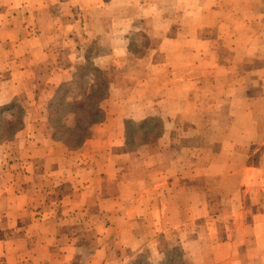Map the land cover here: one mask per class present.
I'll use <instances>...</instances> for the list:
<instances>
[{
	"label": "crops",
	"instance_id": "crops-1",
	"mask_svg": "<svg viewBox=\"0 0 264 264\" xmlns=\"http://www.w3.org/2000/svg\"><path fill=\"white\" fill-rule=\"evenodd\" d=\"M93 45L120 80L68 151L44 108ZM13 101L0 264H75L86 238L81 264H131L170 230L191 264H264V0H0V107ZM149 118L162 134L126 151L125 122Z\"/></svg>",
	"mask_w": 264,
	"mask_h": 264
},
{
	"label": "trees",
	"instance_id": "trees-1",
	"mask_svg": "<svg viewBox=\"0 0 264 264\" xmlns=\"http://www.w3.org/2000/svg\"><path fill=\"white\" fill-rule=\"evenodd\" d=\"M92 48L87 50L82 65L73 71L69 80L57 86L46 109L51 139L68 151L78 150L91 136L93 128L105 121L101 104L109 96V87L103 72L93 64ZM24 115L25 110L17 101L0 107V145L11 141L23 128ZM4 121L7 122L5 126L2 125ZM162 132L163 124L159 118L126 121L124 148L135 151ZM184 257L179 247L171 246L154 263L138 255L131 264H187Z\"/></svg>",
	"mask_w": 264,
	"mask_h": 264
},
{
	"label": "rangeland",
	"instance_id": "rangeland-1",
	"mask_svg": "<svg viewBox=\"0 0 264 264\" xmlns=\"http://www.w3.org/2000/svg\"><path fill=\"white\" fill-rule=\"evenodd\" d=\"M256 25H257V22H256ZM92 47L93 48H92L90 54H92V57H93L97 53V49H99V47L98 46H95V45H93ZM144 47H145V44H143V43L140 46L139 45H136V46L133 45L131 51L134 53V56L136 54L142 55L143 54V51H144L143 50ZM151 47H155V45H152ZM223 54H226L227 56H231L232 55V53H230V52L223 53ZM130 61H132V60L128 59V60L125 61V63H128ZM250 64L253 65V63H250ZM254 65L257 66V62H254ZM120 66H122V65L121 64H118V67H120ZM78 67H80V66H78ZM119 73H120L119 71H117V72L114 71V65L109 70L104 71L103 74H104V76H105V78H106V80L108 82V87H109V96H108V98L105 101H107L109 99V97H110V88H112L115 84L119 83V80H120ZM117 75H119V80L118 81H116V76ZM105 101H103V103ZM103 103L101 104V107H103ZM47 105H48V103L46 104V106L44 108L45 109V113H46L45 114L46 117H47V110H46L47 109ZM162 116L163 115H159L158 117L161 118ZM6 124H7V122L4 121L2 125L5 126ZM2 130L3 129H1V132H2ZM176 140H178V141H177V144L175 143V145H179V144L180 145H183V144H195V143H197V140L196 141H194V140L193 141L192 140H185V141L180 140L179 141V139H176ZM140 147H138L137 149H139ZM169 232L171 234L168 235V236H165V237L149 238V241H147V242L145 241L143 243V245H141V247H142L141 249L142 250L138 254L141 255V256H143L144 258H146L148 261L154 263L155 261H157V258L161 257V254L164 252L165 249L170 248L171 246H177V247H179L178 246L179 245L178 244L179 238L177 237V231L176 230L175 231L170 230ZM86 239L84 240L83 247L80 246V248H81L80 250L81 251L79 252V259L77 260V262L75 264H81V263H83L85 261V259L88 257L91 248L94 247V244H93V240L94 239L93 238H89L87 240ZM143 240H145V238H143ZM184 256H185V254H184ZM136 257H137V255H136ZM185 260H186L187 264H191L189 259H185Z\"/></svg>",
	"mask_w": 264,
	"mask_h": 264
}]
</instances>
